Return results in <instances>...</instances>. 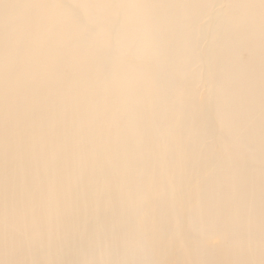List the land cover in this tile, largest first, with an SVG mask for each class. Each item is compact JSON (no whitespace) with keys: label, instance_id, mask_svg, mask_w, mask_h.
<instances>
[{"label":"bare ground","instance_id":"6f19581e","mask_svg":"<svg viewBox=\"0 0 264 264\" xmlns=\"http://www.w3.org/2000/svg\"><path fill=\"white\" fill-rule=\"evenodd\" d=\"M0 264H264V0H0Z\"/></svg>","mask_w":264,"mask_h":264}]
</instances>
